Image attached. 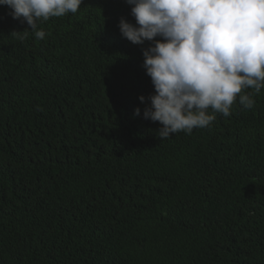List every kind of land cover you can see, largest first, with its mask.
<instances>
[{
  "label": "trees",
  "instance_id": "1",
  "mask_svg": "<svg viewBox=\"0 0 264 264\" xmlns=\"http://www.w3.org/2000/svg\"><path fill=\"white\" fill-rule=\"evenodd\" d=\"M126 4L84 0L22 42L0 5V264H264V88L161 140Z\"/></svg>",
  "mask_w": 264,
  "mask_h": 264
},
{
  "label": "clouds",
  "instance_id": "2",
  "mask_svg": "<svg viewBox=\"0 0 264 264\" xmlns=\"http://www.w3.org/2000/svg\"><path fill=\"white\" fill-rule=\"evenodd\" d=\"M84 0H0L13 19L27 23L10 34L24 41L46 37L39 26L51 17L76 14ZM121 34L143 49V67L154 93L143 116L159 122L161 139L209 127L217 113L231 115L239 95L243 109H252L264 88V0H126ZM129 8V9H127ZM135 20V24L131 23ZM159 37V39H158ZM141 102L146 98L141 95ZM141 109H135L139 116Z\"/></svg>",
  "mask_w": 264,
  "mask_h": 264
}]
</instances>
